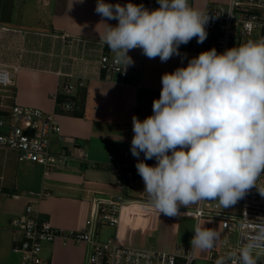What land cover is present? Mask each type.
<instances>
[{
    "label": "crops",
    "instance_id": "1",
    "mask_svg": "<svg viewBox=\"0 0 264 264\" xmlns=\"http://www.w3.org/2000/svg\"><path fill=\"white\" fill-rule=\"evenodd\" d=\"M20 1L21 8L15 13L11 0H0V63H4V55H12L18 62L5 63L18 67L8 103L56 114L66 141L53 149L60 152L66 148L72 156L67 168L46 172L44 166L19 162L15 152L0 148V264H20L13 249L22 236L13 231L10 221L24 214L28 205L32 204L56 228L82 231L88 226L95 199L122 194L115 185L116 176L106 166L109 155L131 149L132 117L142 121L152 115L153 100L160 97L162 75L186 67L202 52L179 47L180 55L161 62L159 57L147 58L141 49L130 50L128 55L134 64L126 68L129 78L95 72L86 86L71 96L73 110L66 113L57 107L55 95L66 82H62L67 79L64 75L73 71L72 58L96 60L102 53L114 56L99 34L107 28L104 22L116 26L118 21L95 13L97 0ZM229 1L190 0L189 4L205 13L211 4ZM134 79L138 84H133ZM149 160L152 166L156 164L154 158ZM93 163L98 167L93 168ZM140 190L135 192L137 196L125 191L127 198L143 200L125 208L115 228L100 227V239L105 240L103 231L109 229L107 237L121 245L174 253L191 249L193 229L199 224L220 234L212 249L194 250L196 264H210L211 250L219 249L226 238L222 221L196 219L194 211L199 202L187 208L180 206V215L175 217L159 214L146 206L144 185ZM242 199L228 208L221 205L222 212L238 215ZM88 252L86 244L58 239L44 246L43 258L48 264H86Z\"/></svg>",
    "mask_w": 264,
    "mask_h": 264
},
{
    "label": "clouds",
    "instance_id": "2",
    "mask_svg": "<svg viewBox=\"0 0 264 264\" xmlns=\"http://www.w3.org/2000/svg\"><path fill=\"white\" fill-rule=\"evenodd\" d=\"M83 2V0H80ZM148 10L131 2L120 5L97 0L95 13L106 20L100 40L124 69L134 64L130 50L141 49L149 59L167 62L180 55V45L207 38L209 15L189 0H157ZM249 32L253 24L244 25ZM159 99L152 115L132 117L131 153L144 182L147 207L168 217L179 207L218 200L224 208L235 205L264 172V38L248 40L218 53L215 48L191 58L161 78ZM264 197V189H258ZM192 250H210L220 234L199 224L193 229ZM264 256V226L236 251L216 264H257Z\"/></svg>",
    "mask_w": 264,
    "mask_h": 264
},
{
    "label": "built area",
    "instance_id": "3",
    "mask_svg": "<svg viewBox=\"0 0 264 264\" xmlns=\"http://www.w3.org/2000/svg\"><path fill=\"white\" fill-rule=\"evenodd\" d=\"M107 1L122 6L129 2L142 4L148 10L160 6L157 0ZM205 13L209 15L206 24L208 35L202 43L205 51L215 48L218 53H223L226 49L240 46L248 40L264 38V0H230L227 4H212ZM247 22L253 24L251 32L244 27ZM72 70L70 74L64 75L68 80L61 88L67 96H72L78 89L84 88L95 72L108 76L118 73L123 79L130 77V72L122 64H115L114 56L106 53H102L96 60L83 56L72 58ZM17 71V66L0 63V148L15 152L19 162L44 166L46 172L67 168L71 152L66 148L60 152L53 149L54 145L66 141L62 136L57 115L40 108L8 103ZM133 84H138V80L134 79ZM56 97L57 94L55 99ZM57 107L66 113L73 110L70 101L60 103ZM83 158L85 160L86 155ZM138 159L144 160V154L141 153L139 158L134 157L131 149L121 155H109L106 166L116 176L115 185L122 194L95 199L85 230L67 232L56 228L32 204L27 206L24 214L13 217L10 225L14 232L22 236L13 252L22 255L21 264H48L43 258L44 246L58 239L70 244L88 245L86 264H194L196 258L192 249H178L174 253H167L124 246L114 239H100V227L115 228L124 209L143 200H131L125 195V191L132 185L142 181L135 166ZM144 162L152 166L150 160ZM92 167H98L97 163H93ZM255 183L256 187L248 190L243 197L238 215L222 212L218 200L199 202L194 217L219 219L226 232L220 248L211 250L210 264H216L219 257H227L229 253L236 251L250 236L256 234L259 227L264 226V197L258 191L264 189V172ZM228 264H233V261L229 259ZM257 264H264V256L257 259Z\"/></svg>",
    "mask_w": 264,
    "mask_h": 264
},
{
    "label": "rangeland",
    "instance_id": "4",
    "mask_svg": "<svg viewBox=\"0 0 264 264\" xmlns=\"http://www.w3.org/2000/svg\"><path fill=\"white\" fill-rule=\"evenodd\" d=\"M12 1V4H13V6H12V9L15 11V13H17L19 10H20V8H21V2L22 1H20V0H11ZM189 2H190V0H189ZM212 5V4H211ZM210 5V6H211ZM209 6V7H210ZM208 7V8H209ZM12 10V11H13ZM207 11V10H206ZM17 23H18V21L16 20H13V25H17ZM20 27V26H19ZM180 49H183V50H185V51H190V52H194L195 50H201L202 52H203V50H204V48H203V45L202 44H198L197 43V39L196 38H193L189 43H187L186 45H180ZM95 53H98L97 51H95ZM2 59H3V61H4V64L5 63H8V64H10V65H16V64H18V62H17V60H16V58H14V56H12V55H8V56H2ZM90 60H91V58H90ZM65 81H67V79H62V82H65ZM54 170H56V169H54ZM142 185H144V182H143V180L142 181H140L139 183H137V184H134V185H132L130 188H129V192L131 193V194H135V192H140L141 190V187H142ZM136 196H137V194H135ZM140 196L138 195V198H139ZM108 232H109V229H107L105 232L103 231V234L106 236V237H104L105 238V240H108V239H110V238H108L107 237V234H108ZM13 256L15 257V258H19L20 259V264H21V261H22V255L21 254H13ZM196 264V263H195Z\"/></svg>",
    "mask_w": 264,
    "mask_h": 264
},
{
    "label": "trees",
    "instance_id": "5",
    "mask_svg": "<svg viewBox=\"0 0 264 264\" xmlns=\"http://www.w3.org/2000/svg\"><path fill=\"white\" fill-rule=\"evenodd\" d=\"M80 96L81 97H85V93L84 92H81L80 93ZM72 98L71 96H67L65 95L62 90H60L57 94V97H56V103L57 105L60 104V103H63V102H67V101H71Z\"/></svg>",
    "mask_w": 264,
    "mask_h": 264
}]
</instances>
